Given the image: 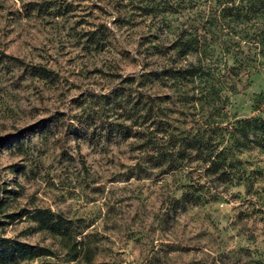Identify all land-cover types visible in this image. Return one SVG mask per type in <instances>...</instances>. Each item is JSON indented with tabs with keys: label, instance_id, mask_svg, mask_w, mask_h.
<instances>
[{
	"label": "rangeland",
	"instance_id": "1",
	"mask_svg": "<svg viewBox=\"0 0 264 264\" xmlns=\"http://www.w3.org/2000/svg\"><path fill=\"white\" fill-rule=\"evenodd\" d=\"M250 118L264 0H0V264H264Z\"/></svg>",
	"mask_w": 264,
	"mask_h": 264
},
{
	"label": "trees",
	"instance_id": "2",
	"mask_svg": "<svg viewBox=\"0 0 264 264\" xmlns=\"http://www.w3.org/2000/svg\"><path fill=\"white\" fill-rule=\"evenodd\" d=\"M185 49H189V46H187ZM16 61H19V60H16ZM33 70H34L35 75H39L42 77H49V75H50V71H48L42 67H34ZM244 122L246 124H248V126L252 130H254L255 132H257L259 134L258 137L255 136L256 138H254V140L257 141L258 145L264 151V118H250V119L244 120ZM35 216L38 219V221L40 222V225L42 227H48L53 232L65 234V230H59L58 229L59 223L54 222V223L50 224L51 214H49L46 210H36ZM18 245L19 246L22 245V247H29L30 248V246H26L24 244H18Z\"/></svg>",
	"mask_w": 264,
	"mask_h": 264
}]
</instances>
